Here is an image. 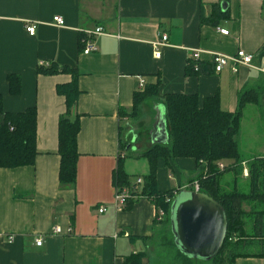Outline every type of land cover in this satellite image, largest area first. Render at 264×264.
Returning <instances> with one entry per match:
<instances>
[{
	"label": "crops",
	"instance_id": "obj_1",
	"mask_svg": "<svg viewBox=\"0 0 264 264\" xmlns=\"http://www.w3.org/2000/svg\"><path fill=\"white\" fill-rule=\"evenodd\" d=\"M219 7L229 15L207 21ZM57 15L64 25L56 24ZM28 24L36 25L33 35ZM97 26L104 31L92 36L96 50L84 53L85 32ZM163 34L166 43L156 46ZM192 49L202 50L199 61L213 67L192 73L190 63H197L189 58ZM239 49L254 55L255 66L215 71L211 52L232 55ZM49 65L79 72L80 93L71 111L80 122L74 188L60 185L59 119L67 104L57 92V85L71 82L73 75L39 70ZM12 74L21 80L17 94L11 91ZM142 81L145 86L159 82L161 94H198L202 100L218 92L229 111L236 110L242 89L258 88L264 98V0H0L3 108L20 112L34 106L37 111L34 164L0 168V264H125L127 256L143 251V264L149 262L151 237L161 225L157 208L145 197L127 209L116 208L113 183L120 156L132 180L149 170L142 153L154 144L163 101L151 102V142L142 145L135 136L137 144L120 146L127 135L123 124L127 129L130 122L120 112L131 111ZM169 163L158 160L162 191L178 194L201 175L194 158ZM56 226L60 233L54 232ZM38 237L43 244H36ZM235 264H264V257H239Z\"/></svg>",
	"mask_w": 264,
	"mask_h": 264
},
{
	"label": "trees",
	"instance_id": "obj_2",
	"mask_svg": "<svg viewBox=\"0 0 264 264\" xmlns=\"http://www.w3.org/2000/svg\"><path fill=\"white\" fill-rule=\"evenodd\" d=\"M217 10L205 17L206 20L215 23L229 15L228 9L219 7ZM211 66V62L201 60L195 65L190 63L189 68L192 73H202L207 68L211 69ZM39 70L46 74L67 71L73 75L71 82L57 85V92L65 95L67 104L66 113L59 119L60 185L74 188L79 158L77 136L80 122L78 117L71 116V111L80 93L77 83L79 72L77 69H60L54 65ZM8 79L11 91L19 93L20 77L12 74ZM261 98L263 91L258 88L242 89L236 110L229 111L222 107L218 92L203 100L198 94H161L158 82L148 84L134 93V104L130 112L121 110V115L139 119L146 101L161 100L164 103L169 141L155 143L142 153L149 163L148 172L141 175L143 184L138 186L135 179L132 180L126 172L124 156L118 159L113 183L116 189L127 188L130 193L123 209L129 208L136 199L145 197L154 203L157 211H164L165 217L158 223H170V228L162 238L165 250L173 254L174 262L195 264V258L187 256L178 248L171 232V207L177 193L174 189L162 191L158 187L157 168L160 158L167 163L177 157L194 158L197 169L201 171L197 180L199 190L212 196L226 210L227 235L218 254L208 260L210 264H235L237 258L251 255L264 257V156L245 158L237 139L246 107L259 104ZM36 128L37 111L34 106L20 112L5 111L0 94V168L34 164L37 155ZM120 143L123 148V141ZM221 162L223 168L219 167ZM244 162L249 169L248 190L242 188L240 182ZM227 173L230 174L229 184L225 183L227 176L224 175ZM187 189L194 190V184ZM245 205L249 206V210ZM146 255L145 251L131 254L126 257L125 264H143Z\"/></svg>",
	"mask_w": 264,
	"mask_h": 264
},
{
	"label": "water",
	"instance_id": "obj_3",
	"mask_svg": "<svg viewBox=\"0 0 264 264\" xmlns=\"http://www.w3.org/2000/svg\"><path fill=\"white\" fill-rule=\"evenodd\" d=\"M152 141H169L164 106L154 123ZM170 218L176 245L187 256L211 260L222 248L228 217L222 204L209 194L196 189L181 190L172 203Z\"/></svg>",
	"mask_w": 264,
	"mask_h": 264
},
{
	"label": "rangeland",
	"instance_id": "obj_4",
	"mask_svg": "<svg viewBox=\"0 0 264 264\" xmlns=\"http://www.w3.org/2000/svg\"><path fill=\"white\" fill-rule=\"evenodd\" d=\"M154 101L149 100L143 104V113L139 119H133L132 117L129 118L130 122L128 123L127 129L125 124H123V129L127 132L126 137H123V150L126 146L137 144V140L133 142V137L135 136L137 137V139L139 137L142 145L146 146L147 144H149V142H151L149 133L152 128V123L154 121L153 119L155 118V110L153 109V105L156 102ZM151 102H153L154 104L152 105ZM244 114L245 117L243 118L242 129L237 137L241 152L245 158L264 156V98H261L259 104L248 105ZM229 175L230 174L227 173L224 176ZM248 177L249 171L248 174L245 175L243 166V173L240 182L242 184V188L247 190ZM225 179L227 180V182L225 183L229 184L230 178L227 177ZM245 208L249 210L248 205H245ZM160 224L161 225H158V228L154 230V233L151 237V251L149 250V262L147 264H178L177 261L174 262L175 260L173 259V254L166 252V247L164 246V238H162V235L170 228V223L163 222ZM143 249L145 248L143 247ZM209 262L210 261L208 260L195 258V264H210Z\"/></svg>",
	"mask_w": 264,
	"mask_h": 264
},
{
	"label": "built area",
	"instance_id": "obj_5",
	"mask_svg": "<svg viewBox=\"0 0 264 264\" xmlns=\"http://www.w3.org/2000/svg\"><path fill=\"white\" fill-rule=\"evenodd\" d=\"M54 21L56 22V24L64 25V18L60 15L55 16ZM26 29L31 35H33L36 31V25L35 24H28L26 26ZM103 31H104V29L102 26H97L93 31L88 30L85 32L86 37H84L82 39V42L85 44V47L83 50L84 53H90V52L96 50V45L92 40V36L94 34H100ZM220 32L224 33V34L229 33V31L225 28L220 29ZM167 39H168L167 34H163L161 40L156 42V46H160V45L165 44ZM202 53H203L202 50L192 49L189 58L198 62L201 59ZM155 55L160 56V50L158 48H156ZM211 57H212V62H213L215 71H217V72L222 71L226 67H229L230 70L233 72H237L240 65L255 66L254 65V55L246 52L243 49H239L235 54H232V55L211 52ZM196 68H197V66H196ZM144 87H145L144 82L143 81L140 82V84H139L140 90L144 89ZM243 164H244L245 175H247L248 171H249L247 163L244 162ZM219 167L223 168L224 164L222 162L219 163ZM135 181H136L138 186H141V184H143V178L141 176L137 177L135 179ZM194 187L196 190H199L198 182H195ZM129 196H130V193H129L127 188L116 189L115 198H114L116 208L123 209V207L126 203V200L129 198ZM105 210H106L105 206H103V205L100 206V208H99L100 212H104ZM164 217H165L164 211L159 210L158 214H157V220L164 219ZM54 232L60 233L61 232L60 227L56 226L54 228ZM10 238H12V236H10ZM36 244L37 245L43 244V239L41 237L36 238Z\"/></svg>",
	"mask_w": 264,
	"mask_h": 264
}]
</instances>
